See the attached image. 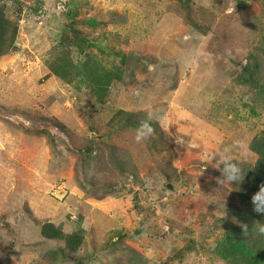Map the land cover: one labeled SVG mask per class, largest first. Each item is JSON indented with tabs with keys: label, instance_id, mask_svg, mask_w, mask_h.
Returning <instances> with one entry per match:
<instances>
[{
	"label": "rangeland",
	"instance_id": "1",
	"mask_svg": "<svg viewBox=\"0 0 264 264\" xmlns=\"http://www.w3.org/2000/svg\"><path fill=\"white\" fill-rule=\"evenodd\" d=\"M18 1L0 0L16 28L0 58V264H223L202 246L229 210L202 197L196 171L208 167L190 165L217 141L263 129V93L237 80L264 0ZM75 35L93 45L82 57L122 66L104 104L47 69L61 40L78 62ZM121 111L131 124H110ZM149 113L162 138L137 143ZM46 223L81 235L76 252L53 253L63 244L41 237Z\"/></svg>",
	"mask_w": 264,
	"mask_h": 264
},
{
	"label": "trees",
	"instance_id": "2",
	"mask_svg": "<svg viewBox=\"0 0 264 264\" xmlns=\"http://www.w3.org/2000/svg\"><path fill=\"white\" fill-rule=\"evenodd\" d=\"M178 1L182 3L188 0ZM36 2L37 5L42 4V0H36ZM15 3L19 4V1L15 0ZM29 9L34 16H38L37 8L31 7ZM196 33L204 36L202 33ZM75 36L76 41L78 36ZM15 37L16 28L5 23L2 11L0 10V58L12 52V44ZM63 41L65 40L58 42L52 56L46 60L47 69L55 77L68 85L80 87L83 85L89 92L95 94L100 104H104L110 86L113 83H121L122 81L124 75L122 66L113 65L106 68L99 65L95 57H89V54L82 57L83 52L93 46L84 37H79L76 41L79 43V46L75 48L78 53V62L75 64L73 59L70 58L71 53L66 48V43ZM246 41H250L249 48H251V51L255 50V53L252 52L247 56L252 59V64H250V69L246 67L247 65L242 67V74L238 76L237 81L245 85L247 90L255 88L257 95L263 93L264 96V22H260L255 27V30H252V34ZM229 44H232V42L230 41ZM260 46L263 47L258 49ZM245 53H249L248 48L245 50ZM114 55L120 56L121 64L125 62L123 53H114ZM241 64L243 65V61H241ZM233 70L228 73L231 75L235 74V70ZM259 102L262 103L261 111L264 117V97H259ZM137 114L140 115L141 113ZM130 117H133L131 113L118 112L110 120V124L117 122L121 127L128 126L131 124ZM152 126L156 129V137L161 139L162 134L160 133L161 127L159 123L153 121ZM255 132L252 138L239 139L243 144V148H233L232 156L240 164L245 174L243 179L239 183L232 184L231 188L225 186L222 190H217L216 178L220 176V172L217 168L213 167L215 160L212 161V155L219 152L225 145H231L237 138L235 140L222 139L217 141L214 145L215 148L209 145V148L204 150H208V153L203 152L204 154L202 153L201 156L196 155V159L192 162H195V165H190H204L208 167L206 171H202L201 167L197 168L196 171L205 176L206 179L205 185H201L204 191L202 197L210 196V201L216 203L218 210H222L223 208L229 210V212H226L229 217L228 220H223V218L222 221L219 220L221 232L217 240L213 245L208 246V248L202 246L205 252H207L208 258L211 257V259H216L223 264H264V234L259 232V225L264 226V216L254 211L251 200L252 196L264 185V122L263 129L258 127V130ZM201 141L198 143H201ZM151 144H155V139H151ZM183 173V176H185L186 173ZM177 179V176H175L174 180ZM191 184L195 185L194 183ZM165 187L168 190H173L174 188L170 184ZM242 224L247 225L248 234L246 235L241 228ZM40 235L46 241L62 242L63 247L53 252L59 254L60 257H64L66 252L75 253L82 242L81 235L79 236L75 233L66 235L59 227L50 223L41 226ZM115 235L119 240L127 237V235L123 236L121 232H117ZM173 239L176 241V237L173 236ZM186 249L187 251H184L181 255H188L191 247L186 246ZM141 260L143 259L141 258L138 261L139 264Z\"/></svg>",
	"mask_w": 264,
	"mask_h": 264
},
{
	"label": "clouds",
	"instance_id": "3",
	"mask_svg": "<svg viewBox=\"0 0 264 264\" xmlns=\"http://www.w3.org/2000/svg\"><path fill=\"white\" fill-rule=\"evenodd\" d=\"M156 119H159V117H156L153 113H149L136 129L134 138L137 143L155 135L156 129L152 126V123ZM234 147L243 148V144L241 141L235 140L231 145H225L219 152L212 155V161L215 160L213 167L217 168L220 172V176L216 178L217 190H222L225 186L230 187L234 183H239L245 174L240 164L232 156ZM251 200L254 211L264 216V185L252 196ZM259 226V232L264 234V226ZM241 228L244 230L245 235L248 234L247 225L242 224Z\"/></svg>",
	"mask_w": 264,
	"mask_h": 264
}]
</instances>
